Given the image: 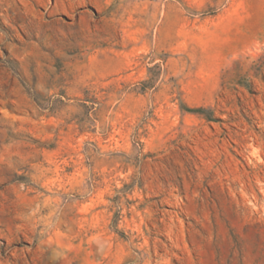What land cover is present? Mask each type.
Returning a JSON list of instances; mask_svg holds the SVG:
<instances>
[{"label": "rangeland", "instance_id": "1", "mask_svg": "<svg viewBox=\"0 0 264 264\" xmlns=\"http://www.w3.org/2000/svg\"><path fill=\"white\" fill-rule=\"evenodd\" d=\"M0 264H264V0H0Z\"/></svg>", "mask_w": 264, "mask_h": 264}]
</instances>
